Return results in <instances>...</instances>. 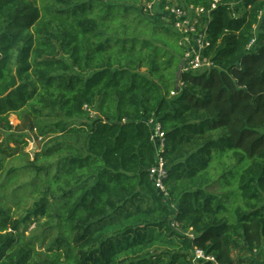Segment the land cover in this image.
Instances as JSON below:
<instances>
[{
    "label": "trees",
    "instance_id": "1",
    "mask_svg": "<svg viewBox=\"0 0 264 264\" xmlns=\"http://www.w3.org/2000/svg\"><path fill=\"white\" fill-rule=\"evenodd\" d=\"M211 2L0 0V264H243L242 243L262 249L264 0L192 12L213 67L181 73L165 7ZM22 111L84 144L32 158L25 133L10 132ZM153 117L167 198L150 180ZM40 218L56 236L30 231ZM196 248L215 261H194ZM258 258L248 264L264 249Z\"/></svg>",
    "mask_w": 264,
    "mask_h": 264
},
{
    "label": "built area",
    "instance_id": "2",
    "mask_svg": "<svg viewBox=\"0 0 264 264\" xmlns=\"http://www.w3.org/2000/svg\"><path fill=\"white\" fill-rule=\"evenodd\" d=\"M221 1L222 0H212L210 7L207 9L204 6L194 7L193 5H188L185 7L168 5L165 7V16H163V18H165L168 23L173 25V28L180 34V44L184 47V54L180 69L181 73L188 71H200L213 67V61L204 54L205 48L210 45V41L207 38L206 32L199 29L198 20H192L190 15L192 12H194L196 15L206 12L209 14L210 11L215 9ZM153 5V1H147L145 3L147 10H152ZM254 41L255 39L252 41V43ZM184 83L185 82L180 78L177 82L178 88H181ZM178 93L179 91L176 89L171 91L172 96ZM149 123L152 126V139L158 152L157 162L150 169V180L156 189L159 190L165 198H167L169 193L167 192L166 186L164 184L167 171L165 169L164 156L160 153L161 150H163L165 144L164 132L161 130L160 123L155 117L149 119ZM31 139L32 136L31 138H28L29 143L33 142ZM174 225L177 227L181 226L178 222H175ZM188 234L193 237L191 232ZM201 259L215 261V258L211 255H208L203 249L196 248L194 261Z\"/></svg>",
    "mask_w": 264,
    "mask_h": 264
},
{
    "label": "rangeland",
    "instance_id": "3",
    "mask_svg": "<svg viewBox=\"0 0 264 264\" xmlns=\"http://www.w3.org/2000/svg\"><path fill=\"white\" fill-rule=\"evenodd\" d=\"M174 4H177V2H173ZM166 23H168L165 20ZM173 32H175L174 29H171ZM180 41V40H179ZM142 72H147V66L144 65L141 68ZM171 82L175 83L176 81V86L177 82L179 81L180 77L177 75L174 76V78H171ZM23 114V115H21ZM11 123L13 125V130L10 132H16L18 135H21L25 133V139L31 138L32 136V143H29L27 145L25 151L30 152L32 158L35 156V154H39L41 152L46 151L50 146L53 144L59 142V141H70V142H76L80 146L84 144V135H74V134H68L66 132L60 131V132H47V130L50 129L49 124H53L55 122L54 118L49 117V116H33L27 114L25 111H22L21 113H12L11 116ZM11 147L15 148V144L11 143ZM14 159V158H13ZM19 161L16 159L14 161V164H17ZM28 207L31 205V202H28ZM24 210H21L17 216H20ZM46 220L44 218H40L38 220L37 225H31L30 231L35 232L36 230L38 232H48L52 234V236H56L57 230L55 228H52L51 230H46ZM48 236V239L51 240L53 237ZM242 243V242H241ZM243 250H235L234 251V257L239 261V260H244L243 264H248L250 260H255L256 262L258 261V254L260 251L264 249V245L262 249L260 250H249L244 243H242ZM162 249V248H161ZM164 249V248H163ZM260 260V259H259ZM114 264H117L114 262ZM241 264V263H240Z\"/></svg>",
    "mask_w": 264,
    "mask_h": 264
}]
</instances>
